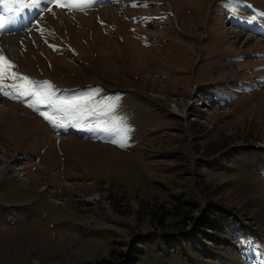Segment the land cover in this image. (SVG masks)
<instances>
[{"label":"rangeland","instance_id":"obj_1","mask_svg":"<svg viewBox=\"0 0 264 264\" xmlns=\"http://www.w3.org/2000/svg\"><path fill=\"white\" fill-rule=\"evenodd\" d=\"M32 15L0 29L13 71L49 81L54 99L80 97L81 123L112 130L54 129L0 95V264H114L130 250L133 264H264V37L242 25L264 19V0H105ZM193 82L225 104L201 105ZM10 149L26 174L4 165ZM173 202L182 214L152 216ZM214 202L228 212L219 228L200 223Z\"/></svg>","mask_w":264,"mask_h":264},{"label":"snow or ice","instance_id":"obj_2","mask_svg":"<svg viewBox=\"0 0 264 264\" xmlns=\"http://www.w3.org/2000/svg\"><path fill=\"white\" fill-rule=\"evenodd\" d=\"M47 2L65 7L68 11H83L94 0H47ZM0 5H3L5 11L9 13L7 18H0V29H3L6 19L15 20L26 9L29 11L39 9L41 0H0ZM52 47L55 49L56 46L53 45ZM15 67V64L4 55L3 50H0V95H4L10 99H22L27 107L37 111L54 129L66 128L69 124H72L75 127L94 129L104 133L112 130L105 123L101 122L91 124L81 123L84 109L81 107L80 97L54 99V93L49 81L33 80L25 74L13 71ZM6 80H10L12 83L6 84ZM42 106L51 111L42 110ZM57 113L59 115H56ZM127 131H129L127 125H124V132L126 133ZM112 142H118L120 146H125L127 136L126 134L122 135L120 141Z\"/></svg>","mask_w":264,"mask_h":264},{"label":"trees","instance_id":"obj_3","mask_svg":"<svg viewBox=\"0 0 264 264\" xmlns=\"http://www.w3.org/2000/svg\"><path fill=\"white\" fill-rule=\"evenodd\" d=\"M183 202L184 203H188V206L190 205L191 206V204H193V202L190 200V199H185V200H183ZM214 205V204H213ZM177 206H179V205H177ZM208 206H210L209 208H208V210H206V211H208V215H206V217H204V221L202 222H200L201 223V225H203V226H207V224H210L211 223V225L212 226H215V225H217L216 227L217 228H219V226H218V223H220L219 221H217V219H218V217H219V213L217 212L218 210H220V211H222L223 212V214L225 215V214H228V212H226V211H224V209H221V208H219V207H215V205L214 206H211V205H208ZM172 207H176V204L173 202V204H172V206L170 207V208H164V207H162L161 205H158L157 207H156V210L155 211H153V212H151V214H152V216H154L155 214V216L156 217H165L166 215V212L167 213H169L170 214V212L171 213H173V212H177V210H175L174 208H172ZM168 209V210H167ZM180 212V211H179ZM179 212L178 213H176L175 215H179ZM181 213V212H180ZM182 214V213H181ZM155 217V218H156ZM161 217V218H162ZM214 217V218H213ZM205 222H207L206 224H205ZM211 227V226H210ZM136 240H137V238H136ZM131 246V247H130ZM133 247V244H130L129 245V248H132ZM130 250V249H129ZM137 254V252H135L134 250H130V254L129 255H127V256H123V258H121L119 261H116V263L117 262H119V264H130V263H132L133 264V262H132V260L134 261V263L136 262V260H137V256L138 255H136ZM123 254L121 253V256H122ZM107 261H109V260H107ZM110 262V261H109ZM111 263V262H110ZM116 263H114V264H116Z\"/></svg>","mask_w":264,"mask_h":264},{"label":"bare ground","instance_id":"obj_4","mask_svg":"<svg viewBox=\"0 0 264 264\" xmlns=\"http://www.w3.org/2000/svg\"><path fill=\"white\" fill-rule=\"evenodd\" d=\"M45 2H46L45 0H41V5L44 6ZM1 8H2V11H1V14H0V18H7L9 16V13L5 11L4 6H1ZM27 11H29V10L26 9L24 11V13L27 12ZM28 17L30 18V16H28ZM26 22H29V21H25V18H23V17H17L15 20L6 19L5 25H9V26L16 25V27H17V26H24V23H26Z\"/></svg>","mask_w":264,"mask_h":264}]
</instances>
